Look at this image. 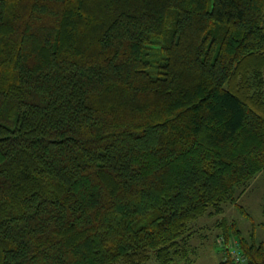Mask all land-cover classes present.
<instances>
[{
	"label": "trees",
	"instance_id": "obj_1",
	"mask_svg": "<svg viewBox=\"0 0 264 264\" xmlns=\"http://www.w3.org/2000/svg\"><path fill=\"white\" fill-rule=\"evenodd\" d=\"M261 172L264 0H0V264H172Z\"/></svg>",
	"mask_w": 264,
	"mask_h": 264
},
{
	"label": "rangeland",
	"instance_id": "obj_2",
	"mask_svg": "<svg viewBox=\"0 0 264 264\" xmlns=\"http://www.w3.org/2000/svg\"><path fill=\"white\" fill-rule=\"evenodd\" d=\"M263 196L264 173L261 172L255 176L234 204L222 205L221 214L204 216L195 222L200 230L195 240L191 241L193 251H189L187 258H178L172 264H217L219 254L215 237L219 233L216 224L220 220L236 224L243 236L250 239L252 235L256 242L264 246ZM203 233H205L203 236H206L202 238ZM146 264L160 263L152 257Z\"/></svg>",
	"mask_w": 264,
	"mask_h": 264
},
{
	"label": "built area",
	"instance_id": "obj_3",
	"mask_svg": "<svg viewBox=\"0 0 264 264\" xmlns=\"http://www.w3.org/2000/svg\"><path fill=\"white\" fill-rule=\"evenodd\" d=\"M234 257L237 261L240 262V264H244L245 259L241 256V254L237 251H233Z\"/></svg>",
	"mask_w": 264,
	"mask_h": 264
}]
</instances>
